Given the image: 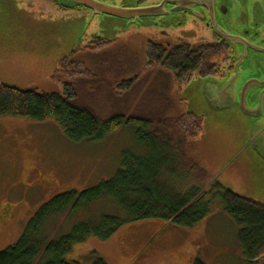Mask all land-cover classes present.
Instances as JSON below:
<instances>
[{"label":"rangeland","instance_id":"374dc122","mask_svg":"<svg viewBox=\"0 0 264 264\" xmlns=\"http://www.w3.org/2000/svg\"><path fill=\"white\" fill-rule=\"evenodd\" d=\"M0 1V85L61 93L66 79L52 76L59 60L79 45L82 48L72 54L71 60L89 76L72 79L77 87L76 104L93 109L100 117L118 111L128 114L133 107L127 99L122 104L115 100L114 69L128 68L125 79L137 76L138 80L157 70L145 66L147 41L162 39L161 32L168 34L164 41L170 44L179 39L190 44H213L219 39L200 22L178 26L156 24L150 19L129 23L100 16L103 19L97 18L87 26L89 22L60 17L63 14L47 9L42 0H16L11 5L8 0ZM26 3L33 6L27 8ZM263 5L264 0L258 3V7ZM85 31L112 41L83 47ZM259 64L264 68V57ZM228 65L221 76L194 77L181 87L172 82L168 116H201L202 130L194 140L201 167L223 187L264 205L263 129L239 114L234 105L211 101L206 90L207 83L221 89L228 85L232 74ZM240 69L251 74L248 63ZM244 80L241 77L232 83L229 91L236 94ZM117 95L121 94L117 91ZM143 149L131 127H121L96 142H73L53 119L0 117V214L4 208L8 211L0 219V251L18 241L39 208L53 197L70 191L79 193L110 180L121 169L123 151L144 154ZM35 179L41 185L32 182ZM194 182L191 178L177 187L185 190ZM206 200L211 201L210 212L191 228L161 220L128 223L105 241L89 237L74 245L65 259L92 264L91 254L95 253L107 264H250L237 241L240 228L222 211L218 195L209 193ZM101 216L124 218L115 204L101 199L86 212H67L48 219L42 232L47 241H54L69 234L75 224L96 223ZM254 264H264V258Z\"/></svg>","mask_w":264,"mask_h":264},{"label":"trees","instance_id":"16d2710c","mask_svg":"<svg viewBox=\"0 0 264 264\" xmlns=\"http://www.w3.org/2000/svg\"><path fill=\"white\" fill-rule=\"evenodd\" d=\"M144 56L146 68L157 70L141 80L137 76L125 79L128 68L113 70V96L120 104L127 99L133 105L128 114L118 111L100 117L93 109L77 105V87L72 79L87 78L89 74L72 60L60 63L52 76L66 79L61 93L0 85V117L53 119L73 142H96L121 127H131L136 143L144 148V154L123 151L121 169L110 180L79 193L59 194L42 205L18 241L0 251V264H83L65 259L74 245L89 237L105 241L123 225L138 221L161 220L191 228L210 212L211 201H205L209 193L218 195L222 211L240 228L237 241L244 260L254 264L262 258L264 205L223 187L201 167L194 143L202 130L201 116H168L172 82L181 87L194 77L221 76L224 66L229 64L230 69V49L220 42L172 48L150 43L145 46ZM121 77L124 80L117 83ZM191 178L194 183L185 190L178 189L179 184ZM202 182L206 183L200 185ZM101 199L115 204L124 218L101 216L96 223L80 222L69 234L47 241L42 230L48 219L67 212H86ZM91 256L92 264H107L95 253Z\"/></svg>","mask_w":264,"mask_h":264},{"label":"flooded vegetation","instance_id":"af4514ba","mask_svg":"<svg viewBox=\"0 0 264 264\" xmlns=\"http://www.w3.org/2000/svg\"><path fill=\"white\" fill-rule=\"evenodd\" d=\"M24 2L23 0H21ZM94 9L86 6L76 5L73 7L63 6L58 0H42L43 6L54 12L61 13L60 17H73L78 21L89 22L87 26L94 23V20L100 16L112 17L119 20H127L129 23L141 22L144 19L153 20L156 24L166 22L178 26H184L189 23L200 22L207 29L212 30L213 25L217 24L221 29L236 35L243 41L253 44L258 47H264V5L258 7V3L263 0H89ZM1 2V1H0ZM11 5L16 3V0H8ZM25 3V2H24ZM27 4V8H31L33 4ZM105 9L106 12L99 10ZM45 8L43 7V12ZM263 10V11H262ZM231 17L227 16L231 13ZM73 15V16H71ZM217 16L220 20L218 22ZM97 23V22H96ZM87 31V30H86ZM86 31L84 35L86 34ZM182 32V31H181ZM162 39L157 42L147 41L146 44H154L172 48L179 45L198 46L203 44H190L184 40H178L175 44H170L164 41L168 34L161 32ZM83 36H81L82 38ZM87 38L83 47L93 46L96 42L107 44L112 40L103 39L100 36L85 35ZM217 42L223 43L220 39ZM145 44V46H146ZM214 44V43H213ZM225 44V43H224ZM79 45L71 51V55L62 57L58 65L62 62L70 61L72 54L81 49ZM259 53V52H258ZM261 54V53H259ZM259 54L250 52L249 59L257 60ZM229 62L232 70L234 60L232 59V51L230 50ZM58 67V66H57ZM257 78H264V68L259 64L257 68ZM260 92V91H259ZM258 96L251 106L258 105ZM39 179H35L36 185H41ZM7 208H4L0 214V219L6 217Z\"/></svg>","mask_w":264,"mask_h":264},{"label":"water","instance_id":"95a60500","mask_svg":"<svg viewBox=\"0 0 264 264\" xmlns=\"http://www.w3.org/2000/svg\"><path fill=\"white\" fill-rule=\"evenodd\" d=\"M63 6L73 7L76 5H83L90 9H94V6L89 0H58ZM100 12H108L105 9L99 10ZM214 33L219 37V39L225 43V45L232 51V59L234 64L231 70V75L227 86H224L223 89L217 87L214 84H206V90L211 101L215 102L218 105L228 104L234 105L238 110V113L244 117H248L253 120L254 126H260L264 131V78H257V68L259 66V61L264 57V47H258L251 45L236 35L221 29L217 24L213 25ZM250 52L259 54L260 57L257 60H250ZM259 52V53H258ZM245 63H248V68H250L251 74H248L244 70L240 69ZM261 65V64H260ZM242 75V76H241ZM244 77L245 80L240 86L238 92L231 93L230 85L235 83L239 78ZM260 91V92H259ZM250 92H254L252 96ZM258 96L257 101L259 102L257 106L252 105L251 102L255 101V98ZM192 113V112H191ZM194 114V113H192ZM196 115V114H195ZM264 145V140H262ZM264 258V255L262 256Z\"/></svg>","mask_w":264,"mask_h":264}]
</instances>
